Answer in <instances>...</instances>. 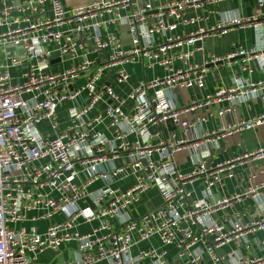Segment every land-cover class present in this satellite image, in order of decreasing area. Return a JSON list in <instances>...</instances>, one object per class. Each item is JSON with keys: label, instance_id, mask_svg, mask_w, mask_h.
<instances>
[{"label": "built area", "instance_id": "1", "mask_svg": "<svg viewBox=\"0 0 264 264\" xmlns=\"http://www.w3.org/2000/svg\"><path fill=\"white\" fill-rule=\"evenodd\" d=\"M209 1L90 0L68 8L63 0H27L20 6L0 0V54L5 48L0 61V264H264V239L256 257L221 252L233 241L248 246L250 235L264 230V214L249 220L241 212L216 217L243 196H256L264 181L228 196L214 194L225 178L235 177L243 159H264V145L213 166L207 163L220 138L263 124L264 114L192 135L207 116L187 118L224 101L229 105L219 115L231 113L238 100L264 89V80L236 77L232 87L182 107L171 101L178 88L203 89L210 63L245 55L264 68V19L236 17L187 34L175 32L179 25L204 20L189 11L203 9ZM15 7L19 15L11 14ZM115 23L127 25L130 44L115 32L104 33ZM244 26L257 30L253 49L238 48L226 57L210 54L203 63L192 60L203 49L198 42ZM144 59L150 67L163 68L164 75L137 84L126 96L103 81L113 69L116 83L128 82L127 65ZM65 60L69 65L60 67ZM21 66V80L14 82L13 72ZM79 79L84 81L75 86ZM77 100L79 105L69 104ZM63 106L66 124L59 119ZM168 121L183 135L162 137L160 127ZM185 150L196 154L194 168L186 173L176 161ZM121 157L127 162L118 163ZM258 174H264V164L250 179L254 182ZM199 177L203 194L193 199L186 184ZM152 188L159 190L162 202L133 215L129 209ZM87 199L95 208L80 205ZM31 211H43L41 218L60 214L63 219L44 232L16 227ZM94 222L90 230H81ZM154 237L159 245L135 251ZM73 241L70 258L39 261L45 251L58 252Z\"/></svg>", "mask_w": 264, "mask_h": 264}, {"label": "crops", "instance_id": "2", "mask_svg": "<svg viewBox=\"0 0 264 264\" xmlns=\"http://www.w3.org/2000/svg\"><path fill=\"white\" fill-rule=\"evenodd\" d=\"M27 0H5L6 4H14L20 6L25 4ZM65 5L70 8L71 6L82 4L90 0H63ZM47 7L50 8V3L47 2ZM126 13V10H122ZM12 15H19L16 7L11 12ZM189 15H199L205 16L204 20L198 21L195 24H189L186 26L179 25L176 29L178 34H187L193 30H196L199 26H205L207 28L217 25L218 23L228 20L238 18H254L257 17L258 20L264 19V4H259L258 0H212L209 1L203 9H190ZM151 23L154 22V18L149 19ZM127 25L113 24L104 30V33L108 31L115 32L122 36L126 31ZM262 36L264 40V26L262 30ZM162 38L157 35V40ZM124 41V39H123ZM257 41V30L254 26H244V27H234L226 34H218L214 36H209L205 38L203 42H198V45H202V50H196L192 60L195 62L203 63L206 59H209L210 54H216L220 57H226L229 54L235 52L238 48H244L246 50H251L256 46ZM125 44H130L129 41ZM191 48L190 46H185V49ZM5 48L2 49L0 54V61L3 60ZM146 59L140 60L137 63H131L127 65V69L131 73V77L128 82L118 84L115 82L114 70H107L103 76V81L110 83L114 86L115 90L121 94L125 95L132 90L134 86L141 82H147L153 80L157 76H163L164 70L160 66L150 67L147 64ZM69 61L65 60L61 62L60 67H67ZM177 66H180V62H176ZM248 66L249 70L245 67ZM59 65L53 67L56 70ZM24 66L16 68L14 70V82H19L21 80V74L24 71ZM236 77H241L243 79H248L250 81L259 82L264 80V68L259 66L256 60L248 61L244 57L237 56L232 59H226L225 61L210 63L208 65V70L205 78V87L203 89L198 88H185L176 89L171 94V101L174 102L178 107H182L189 103L193 99H203L208 94L216 92L220 88H230L234 84V79ZM84 80L79 79L74 83L75 86L81 84ZM72 104H78L79 100ZM229 105L228 101L222 103H214L210 108L199 111V114H190L187 118L191 121H195L197 115L207 116V120L199 122L195 127L194 131H191V135L195 132H200L201 130L206 132L218 131L223 126H228L229 124L236 125L240 122L251 119L252 117H257L264 114V89L259 90L255 96H248L244 99L238 100L236 103V108L231 113H226L224 115H219V110L223 107ZM96 112V111H94ZM59 119L61 123L66 124L67 112L66 108L63 106L59 110ZM44 132L48 130V123L43 124ZM162 131V137L171 138L173 133L177 137L182 136L183 132L177 126H175L172 121H168L167 124L160 127ZM133 139V137H131ZM158 139L155 140L157 142ZM264 145V123L261 125L254 126L249 129H245L239 132H232L225 137L218 140V143L210 149V156L207 158V163L210 166L217 164L222 160L233 158L236 156H243L249 152H254L258 148ZM196 154L190 150H185L176 155L177 166L182 172H189L194 168V160ZM127 162L126 157H121L118 163ZM264 164V159H243L235 167V177L225 178L223 185H217L214 188L215 197H223L233 194L235 191H243L245 188L263 182L264 174H258L255 177L254 182L250 179V176L256 174L259 168ZM128 184H124L127 186ZM98 185H95L96 187ZM203 179L199 177L192 182L186 184V189L191 191V196L193 199L199 198L203 194ZM256 196L252 194L245 195L239 202L234 203L232 207L227 210L219 211L216 217L225 218L232 217L237 212H241L245 220L258 218L264 214V187L259 188L256 191ZM162 202L160 192L156 188L148 190L144 195L142 200L129 209L133 215H139L148 209H152L158 206ZM90 205L89 201H81L80 205L86 206ZM43 211H31L28 214V219L15 225L16 227H36L38 231L44 232L48 226L54 222L63 219V216L58 214L52 218H41ZM36 217L38 219H33ZM93 224H83L80 226L83 232L91 229ZM264 239V230H260L257 234L250 235V240L248 246H246L241 241H233L221 249L222 253L228 254L232 251H236L238 254L249 257H256L262 254L263 245L261 241ZM156 244L159 245V239L157 237L152 238L149 241H144L135 247V251L143 248H148L149 246ZM76 248V242H68L63 244L60 251L55 252L53 250H47L40 255V262H51L55 260H61L63 258H70L73 255V251Z\"/></svg>", "mask_w": 264, "mask_h": 264}, {"label": "water", "instance_id": "3", "mask_svg": "<svg viewBox=\"0 0 264 264\" xmlns=\"http://www.w3.org/2000/svg\"><path fill=\"white\" fill-rule=\"evenodd\" d=\"M126 29H127V26H126ZM123 39H124V41L125 42H127V41H129V39H130V41H131V37H130V35L129 34H127L126 33V31L123 33ZM55 55H59V51H56L55 52ZM240 57H245V55H240ZM58 60V59H57ZM56 60H53L52 62H55ZM88 201H89V203H90V206L92 207V208H95V205H94V203L90 200V199H87Z\"/></svg>", "mask_w": 264, "mask_h": 264}]
</instances>
